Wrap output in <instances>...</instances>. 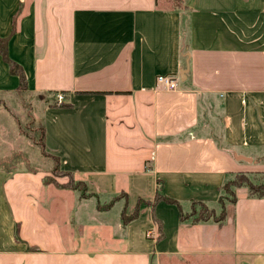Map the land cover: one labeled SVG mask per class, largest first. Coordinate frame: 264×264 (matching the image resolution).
Here are the masks:
<instances>
[{"label":"crops","instance_id":"obj_1","mask_svg":"<svg viewBox=\"0 0 264 264\" xmlns=\"http://www.w3.org/2000/svg\"><path fill=\"white\" fill-rule=\"evenodd\" d=\"M183 2L0 0V38L16 23L9 54L27 79L20 91L0 56V95L32 98L45 151L87 185L83 198L44 185L47 170L1 173L0 264H185L177 257L216 247L230 264H264V197L238 188L221 223L193 213L194 203L217 210L236 175L264 172V0ZM160 75L179 87L165 88ZM56 93L70 106L48 100ZM49 187L77 199L76 225L105 232L91 237L106 248L67 244L75 233L61 203L43 200ZM157 191L181 206H155L160 241L150 206L122 221Z\"/></svg>","mask_w":264,"mask_h":264},{"label":"rangeland","instance_id":"obj_2","mask_svg":"<svg viewBox=\"0 0 264 264\" xmlns=\"http://www.w3.org/2000/svg\"><path fill=\"white\" fill-rule=\"evenodd\" d=\"M47 96L49 101L56 102V104L64 103V100L67 97L64 93H56ZM32 106H34V101L29 95H11L9 93L7 95H4V97L0 95V174L3 172L9 173L27 170H47L50 171V174L45 177L47 180L54 181L59 185L66 184L69 182V177L65 175V173L67 172L63 171L60 167L59 173L53 174V161L50 160V158L43 156L41 148L33 142V139L37 141L40 137L39 127L41 125V120L37 119L38 114L35 109L33 110L31 108ZM246 178L255 185L264 186V172L247 174ZM73 179L76 182L80 180V178L77 176H73ZM234 180L235 177H233V180L231 181L233 182ZM236 182L238 183V181ZM54 187L56 186L54 185ZM57 189L55 190L53 187L47 188L44 193L43 200L46 201L49 200L50 197H53L52 204L59 205V203H61L62 208L64 209V211H66V218H68L70 226L73 228L72 234L74 235L75 233L74 238H76L74 239L72 236H66L67 244L70 246L74 245V247H77L79 249L94 250L99 248H106L104 247V244V246L99 245L98 247L97 245L103 242L94 240L91 237L93 232L101 235H105L106 233H101L96 229L94 225L84 226V228L78 227L76 225V214L73 209L78 206V202H76L77 199L75 200V197H72V195H67L65 192L57 191ZM237 191L238 188L234 185H229L228 189L223 188L222 203L225 204V207L227 202H233L235 200ZM123 196V193H121L118 197H120L121 199L123 198ZM95 203L96 199H92L88 205L93 209ZM2 205L4 206V202ZM221 208L222 207L220 205L218 206L217 210H215L216 216H219L221 214ZM117 209L118 208L114 209V212H116ZM200 211L201 206L194 203V215L197 216ZM56 218L59 219L62 223L63 215H57ZM118 218L119 214L115 213L114 215L113 213V221H116ZM62 227L64 228V232L66 235L67 227L65 226V224H62ZM89 227L91 228V230ZM7 228V224L3 221H0L1 240H4L6 238ZM135 234L137 240L138 236L141 234V230H136ZM109 245H111V243H109ZM218 249L219 248L217 247L211 248L210 251L213 253H210L209 255L177 257V262L184 261L185 264H195L197 260H202L203 264H230L231 262L229 261V257L219 254ZM161 264H169V260L167 262L164 259L163 261H161Z\"/></svg>","mask_w":264,"mask_h":264},{"label":"trees","instance_id":"obj_3","mask_svg":"<svg viewBox=\"0 0 264 264\" xmlns=\"http://www.w3.org/2000/svg\"><path fill=\"white\" fill-rule=\"evenodd\" d=\"M167 1L172 6V8L174 10L187 9V6L184 4L183 0H167ZM15 32H16V23H13L12 31H11L10 35L7 37L0 38V56L2 57V60L8 65L10 74L17 76L19 78V82H20L19 90L25 91L26 86H27V79H26L25 72H24L22 66L20 64H18L17 62H15L10 57V54H9V42H10V39L12 38V36L15 34ZM56 106H58V107H69L70 104L62 103L60 105L56 104ZM39 133H40L39 139L37 141H35V139H33V142L41 148L43 156L50 158L53 161L54 167L52 169V173L57 174V173H59V169H60V159L58 157H55V156L48 154L45 151V127L42 124L39 127ZM65 175L69 177V182L66 184L59 185L58 183H56L54 181L47 180L45 178L44 179V185L53 184L59 189L79 190L80 192H82L83 198L87 197V194H86L87 193L86 192L87 185H86V183L84 181H77V182L74 181V179H73L74 174H72L71 172H67V173H65ZM235 180L238 181V183ZM235 180L233 182L232 181L227 182L225 184L224 188L228 189L229 185H234L237 188H241L244 186L248 189V192L251 196L264 197V186L253 184L252 182H250V180H248L246 178L245 174L236 175ZM161 201H164L167 204L176 205L181 212V206L176 200L171 199V198H166V197L162 196L159 191H157L155 198L152 201H145V200L139 199L138 203L135 207V210L131 215H127L126 210L124 209L122 212L123 224L127 225L130 222L137 219L139 216V213H140V209L143 205L150 206L153 209L154 223L156 224V226L158 228V233H159L158 241L162 240L164 238V235L162 232V224L156 218L155 213H154L155 206ZM219 203L222 205V212L219 216H216V212L214 210H210L203 203H200L199 205L201 206V211L197 215L196 220L197 221L214 220L215 222H218V223H221L222 221H224L225 217H226V211H225V206L222 203V197L219 199ZM180 218H181V220L185 219V217L182 215V213H180ZM15 236H16V239H18L17 230L15 231Z\"/></svg>","mask_w":264,"mask_h":264},{"label":"built area","instance_id":"obj_4","mask_svg":"<svg viewBox=\"0 0 264 264\" xmlns=\"http://www.w3.org/2000/svg\"><path fill=\"white\" fill-rule=\"evenodd\" d=\"M157 81L169 90H175L179 87L178 79L173 75H160Z\"/></svg>","mask_w":264,"mask_h":264},{"label":"water","instance_id":"obj_5","mask_svg":"<svg viewBox=\"0 0 264 264\" xmlns=\"http://www.w3.org/2000/svg\"><path fill=\"white\" fill-rule=\"evenodd\" d=\"M188 58H189V54H187V64H186V69L182 70V72H181V78H182L183 80H186V74H187L188 71H189V60H188Z\"/></svg>","mask_w":264,"mask_h":264}]
</instances>
